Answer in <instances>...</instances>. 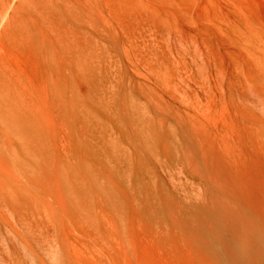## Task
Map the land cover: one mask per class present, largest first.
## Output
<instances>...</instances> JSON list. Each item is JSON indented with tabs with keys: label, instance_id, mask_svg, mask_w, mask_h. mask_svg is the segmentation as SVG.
<instances>
[{
	"label": "rangeland",
	"instance_id": "1",
	"mask_svg": "<svg viewBox=\"0 0 264 264\" xmlns=\"http://www.w3.org/2000/svg\"><path fill=\"white\" fill-rule=\"evenodd\" d=\"M90 5L105 72L78 99L95 132L30 175L0 133V264H264V0Z\"/></svg>",
	"mask_w": 264,
	"mask_h": 264
},
{
	"label": "bare ground",
	"instance_id": "2",
	"mask_svg": "<svg viewBox=\"0 0 264 264\" xmlns=\"http://www.w3.org/2000/svg\"><path fill=\"white\" fill-rule=\"evenodd\" d=\"M9 4L7 0L5 8ZM67 21L78 25L82 35L72 30L60 32L58 27ZM94 34L95 9L90 0H21L16 15L1 33L0 133L7 137L16 157L14 165L26 175L35 170L34 157L70 163L75 145L85 134L95 132L92 122L84 118L89 110L79 103V99L84 104L94 99L96 86L102 89L96 76L103 75L105 69L97 55ZM23 50L35 59L27 62ZM103 87L106 93L117 92L115 85ZM3 152L5 146L0 141V159H6ZM150 203L165 213L159 197L152 195ZM193 206V223L200 222L199 210H212L204 200Z\"/></svg>",
	"mask_w": 264,
	"mask_h": 264
}]
</instances>
